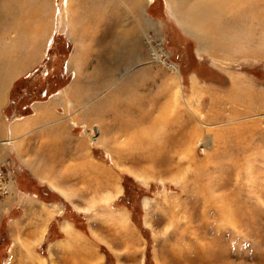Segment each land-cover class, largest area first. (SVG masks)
<instances>
[{
	"label": "rangeland",
	"instance_id": "rangeland-1",
	"mask_svg": "<svg viewBox=\"0 0 264 264\" xmlns=\"http://www.w3.org/2000/svg\"><path fill=\"white\" fill-rule=\"evenodd\" d=\"M66 1L0 0V264H64L63 225L102 264H264V0H76L68 24ZM169 78L177 120L151 127ZM38 102L75 118L90 198L79 183L64 202L1 148Z\"/></svg>",
	"mask_w": 264,
	"mask_h": 264
},
{
	"label": "crops",
	"instance_id": "crops-1",
	"mask_svg": "<svg viewBox=\"0 0 264 264\" xmlns=\"http://www.w3.org/2000/svg\"><path fill=\"white\" fill-rule=\"evenodd\" d=\"M69 28L72 30L71 27ZM71 39L70 43H72ZM77 68L79 69V67ZM60 100L62 99H59V102H61ZM52 102L49 101L48 104L51 105ZM47 107H49L47 103H35L30 115L18 118L14 122L10 120V125L7 124L9 131L6 132L9 139H5L10 140V144L8 146L3 145L1 148L4 152L7 150L15 152L17 161L21 166L26 167L25 170L30 176L32 175L31 178L35 180L34 182L49 187V191L52 194H57L64 202L73 203L68 198L81 197L80 191L82 192L83 189H80V184L86 186L83 192L88 199L90 198L87 189L89 183L87 181L78 182L72 177L75 169L78 170L81 164L87 161L80 155L81 146L85 149L82 143L83 138L74 135L75 133L72 131L71 124L75 123V118H71L72 122L70 119L59 116L55 110H52V107L51 110ZM94 152L96 153L95 150ZM93 159L89 160L97 161L96 157ZM2 161V164H6V157ZM111 182L109 178V185ZM102 190L103 188H101ZM60 192L64 193L65 196ZM94 197H98L97 194ZM27 201L28 199L25 200L27 206L36 202L32 198H30V203ZM56 212L58 215L63 213L61 209ZM61 230L62 248L64 250L61 256L64 264H102L104 258L97 257L95 247L90 249L89 241L91 239L88 234L82 233L73 225H63ZM89 233L92 235L93 232L89 230ZM49 252L50 256H53L52 249ZM90 252L93 253V257H88L87 253ZM118 262L121 261L118 259Z\"/></svg>",
	"mask_w": 264,
	"mask_h": 264
},
{
	"label": "bare ground",
	"instance_id": "bare-ground-1",
	"mask_svg": "<svg viewBox=\"0 0 264 264\" xmlns=\"http://www.w3.org/2000/svg\"><path fill=\"white\" fill-rule=\"evenodd\" d=\"M76 0H67L66 2H65V4H64V6H63V10H64V14H65V19H66V23L68 24L69 22H70V19H71V17H73L74 15H80V16H82V17H84L85 16V9L82 7L81 9H80V11H79V8L77 9V12L75 11V8L77 7V5L75 6H73V3L75 2ZM118 1H122V0H118ZM224 0H216V3L217 4H220L221 2H223ZM86 2V4H87V1H85ZM124 2V1H123ZM71 3H72V5H71ZM93 3H96L97 4V0H94V2ZM122 3V2H121ZM102 6H103V4H101ZM124 5V4H123ZM125 6V5H124ZM96 7V6H95ZM98 7V6H97ZM127 10H129V7L127 8ZM98 12V11H97ZM249 14V13H248ZM27 16V15H26ZM24 17V16H23ZM139 18V17H138ZM143 19H145L144 17H142ZM142 18H139V20H137L136 21V23H138L139 25H141V23H140V19L141 20H143ZM124 21V20H123ZM122 21V22H123ZM127 26V28H128V31H119L118 32V34H119V36H121L122 38L124 37V39L125 40H127L126 38L127 37H131L132 35H135L136 34V31H135V29L137 28V26H136V24L134 25V24H132L131 26H128V25H126ZM80 28H81V26L80 27H78V30L80 31ZM139 28H140V26H139ZM96 30H99L98 29V27H95L94 28V31L96 32ZM83 31H85V29H83ZM72 32V31H71ZM81 32V31H80ZM134 37V36H133ZM132 37V38H133ZM132 40V39H131ZM130 40V41H131ZM159 49V48H158ZM151 51H152V54H153V57H154V60H155V62H163V64H164V58H161V56H159L158 55V51H156V48L155 47H153L152 45H151ZM150 52V51H149ZM255 54L254 52L252 53V52H249L248 53V55L249 54ZM163 56V55H162ZM254 56H258V55H254ZM249 57V56H248ZM251 57H253V56H251ZM167 66H168V68H169V70L171 69L175 74H177L178 76H179V74H178V72H177V68L174 66V65H172V64H169V63H167ZM0 69H2L3 70V68H2V66H0ZM171 73V72H170ZM170 77V76H169ZM173 76H171V78H172ZM169 84L168 85H170L168 88H166V92H165V95H164V101H163V103H161L159 106H157L158 108L155 110V112H157L156 113V115H151L150 114V116L152 117L151 119H152V122H151V120H150V116H149V121H150V124H151V127L152 126H155V124H156V126L158 127V128H160L162 125H166L167 123H168V121L169 120H177V118L174 116L173 118H169V116H168V112H169V108L171 107V105L174 103V101L176 102V95H178L179 94V91H177V92H175V90H174V92L172 93V90H173V88H175L176 87V83L175 84H173L172 82V80L169 78ZM173 80H174V78H173ZM177 82V81H176ZM2 82L0 81V92L2 91V89L3 88H1V86H2ZM172 84V85H171ZM106 98H109V95H106ZM1 104H2V102H1V96H0V107H1ZM157 105V104H156ZM156 108V107H155ZM154 108V109H155ZM154 109H153V111H154ZM153 113V112H152ZM170 115V114H169ZM132 125V126H131ZM139 125V123H138V121H134V122H128V123H126L125 124V126L127 127V126H131V127H136V126H138ZM140 126V125H139ZM97 129V128H96ZM94 134V133H93ZM185 136V135H184ZM170 142H171V139L169 140ZM174 141V140H173ZM172 141V142H173ZM179 142V141H178ZM112 146V145H111ZM128 150H126V152L124 153V155H122V158H121V155H116V157L119 159V162H120V160H124V159H127V157L130 155V153L129 152H127ZM172 151V155H173V157L175 156L174 154H176V152H177V150H175V149H173V150H171ZM164 167H165V169H167L168 170V167L166 166V165H163ZM85 195V194H84Z\"/></svg>",
	"mask_w": 264,
	"mask_h": 264
},
{
	"label": "trees",
	"instance_id": "trees-1",
	"mask_svg": "<svg viewBox=\"0 0 264 264\" xmlns=\"http://www.w3.org/2000/svg\"><path fill=\"white\" fill-rule=\"evenodd\" d=\"M23 176H24V175H23ZM4 255H5V254H4ZM4 255H3V256H4ZM3 256H2V258H4Z\"/></svg>",
	"mask_w": 264,
	"mask_h": 264
}]
</instances>
